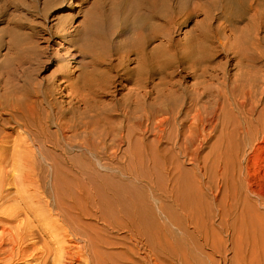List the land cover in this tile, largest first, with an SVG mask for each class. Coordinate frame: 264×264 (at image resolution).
Here are the masks:
<instances>
[{"label":"bare ground","instance_id":"6f19581e","mask_svg":"<svg viewBox=\"0 0 264 264\" xmlns=\"http://www.w3.org/2000/svg\"><path fill=\"white\" fill-rule=\"evenodd\" d=\"M15 8L0 5V264H225L244 242L255 257L264 0L118 1L113 22L124 15L130 36L111 80L86 69L68 78L65 56H46L36 25L17 35ZM56 27L45 40L70 37L65 53L111 55L95 12Z\"/></svg>","mask_w":264,"mask_h":264},{"label":"rangeland","instance_id":"374dc122","mask_svg":"<svg viewBox=\"0 0 264 264\" xmlns=\"http://www.w3.org/2000/svg\"><path fill=\"white\" fill-rule=\"evenodd\" d=\"M14 2L16 4V8L11 11L10 14L13 15L14 19L17 17H24L22 19L21 28L16 32L18 36L22 35V32L29 31L28 24L36 25V36L35 40L39 41L40 47H47L46 56L49 59H53L54 56L64 55L66 60L64 61L65 66L68 71V78L70 71L72 72V77L78 76L83 69L88 71L95 70L96 74L103 78L113 79L115 75L120 73L119 67L116 66L120 59V45L130 36L127 32V20L124 15H122L120 21L117 23L113 22L112 15L115 5L120 0H61L58 3L50 4L46 7V10L43 12L41 8L43 6V0H8ZM211 2L218 0H209ZM2 0H0L1 5ZM30 3L36 5V9H32ZM13 5V4H10ZM12 8V7H11ZM35 10V11H34ZM95 12L97 14L98 19L102 22L106 23V39L111 48V55H109L106 59L97 58L95 61H92L91 57H78L75 52L65 53V49L67 47V40L70 37L64 36L63 39L52 38V41L47 42L45 40L48 37L50 32L56 30V26L58 20L64 19L67 21L69 25L73 26L79 24L84 16L88 12ZM2 15V14H1ZM0 20L4 17H1ZM203 15L194 14L191 18H189L182 27V32L187 31L193 27L195 21L202 19ZM31 27V26H29ZM6 28L5 23L0 21V37L3 33V30ZM32 28V27H31ZM3 54L4 50H0ZM131 66V65H130ZM56 67V64L48 65L44 70L39 69L37 71L38 79H45L50 77L52 71ZM191 81H187L185 84L189 85ZM119 96V95H118ZM106 104L110 102V97L102 98ZM101 99V100H102ZM161 146L165 145V142L160 143ZM209 150V147H204L201 149L202 154L206 153ZM206 165H209L207 163ZM203 167V163L195 162V163H184L182 165L183 169L194 170L195 168ZM175 228V227H174ZM262 240V239H261ZM263 244V245H262ZM261 246V247H260ZM262 247H264V240L259 242V249L256 251V256L253 257L250 252V245L247 242H244L242 245V254L240 255V259L237 260L235 255H233L232 251H228L226 253V262L225 264H264V254H262ZM204 252L209 253L210 250L203 249ZM211 258L215 260V262L220 261L219 256L215 253L211 255Z\"/></svg>","mask_w":264,"mask_h":264}]
</instances>
